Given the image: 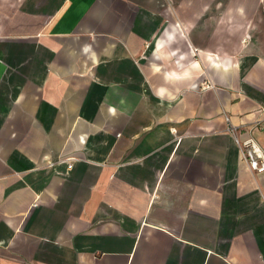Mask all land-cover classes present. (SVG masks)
<instances>
[{
	"label": "crops",
	"instance_id": "crops-1",
	"mask_svg": "<svg viewBox=\"0 0 264 264\" xmlns=\"http://www.w3.org/2000/svg\"><path fill=\"white\" fill-rule=\"evenodd\" d=\"M263 107L264 0H0V264H264Z\"/></svg>",
	"mask_w": 264,
	"mask_h": 264
},
{
	"label": "built area",
	"instance_id": "built-area-1",
	"mask_svg": "<svg viewBox=\"0 0 264 264\" xmlns=\"http://www.w3.org/2000/svg\"><path fill=\"white\" fill-rule=\"evenodd\" d=\"M203 88H207L212 86L211 83H205ZM264 110V107L262 108ZM227 120V131L234 135V139L239 145L241 155L245 162L252 168L255 173L260 174L264 172V147L258 142L255 136V132L259 130L264 125V118H260L253 125L249 127H242L231 123L230 117L226 115ZM245 130V132L249 133L245 139L240 137L241 132ZM74 157H67L59 159L61 162H68V166L73 167Z\"/></svg>",
	"mask_w": 264,
	"mask_h": 264
}]
</instances>
